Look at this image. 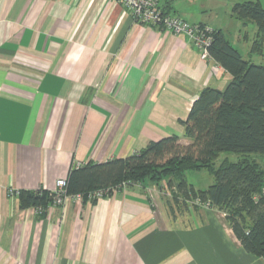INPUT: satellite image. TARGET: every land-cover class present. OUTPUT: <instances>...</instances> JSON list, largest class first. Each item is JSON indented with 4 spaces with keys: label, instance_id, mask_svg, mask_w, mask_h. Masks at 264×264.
<instances>
[{
    "label": "crops",
    "instance_id": "0c3cea01",
    "mask_svg": "<svg viewBox=\"0 0 264 264\" xmlns=\"http://www.w3.org/2000/svg\"><path fill=\"white\" fill-rule=\"evenodd\" d=\"M162 4L252 51L249 22L236 21L234 42L201 7ZM231 79L189 37L135 23L116 0H0V264H264L225 212L204 205L172 216L155 186L69 200L46 215L21 209L17 194L52 192L74 167L183 137L180 121L200 93Z\"/></svg>",
    "mask_w": 264,
    "mask_h": 264
},
{
    "label": "trees",
    "instance_id": "16d2710c",
    "mask_svg": "<svg viewBox=\"0 0 264 264\" xmlns=\"http://www.w3.org/2000/svg\"><path fill=\"white\" fill-rule=\"evenodd\" d=\"M231 12L245 26L248 22L255 24L252 52L262 54L264 7L257 0H247L235 3ZM208 51L232 79L224 90L208 87L200 93L187 119L180 121L184 136L152 141L123 159L74 167L66 179V194H82L86 202L96 191H103L105 198L132 186L168 188L175 204L186 205L184 210H198L192 204L197 200L225 212L245 250L264 258V169L251 158L264 156V65L245 59L221 30H213ZM223 152L245 158L238 162L224 160L217 167ZM203 170L214 177L215 183L197 189L187 180V173ZM53 197L51 191L42 189L18 192L21 209L41 207V215H46ZM168 211L175 216L172 204Z\"/></svg>",
    "mask_w": 264,
    "mask_h": 264
},
{
    "label": "built area",
    "instance_id": "2783aa9c",
    "mask_svg": "<svg viewBox=\"0 0 264 264\" xmlns=\"http://www.w3.org/2000/svg\"><path fill=\"white\" fill-rule=\"evenodd\" d=\"M117 3L128 9L135 23L145 26H155L165 31H169L175 35H185L191 39L193 44L199 49L200 56L203 60L211 59L208 48L213 42V30L210 27L201 24H192L183 18L167 13L163 10L164 0H116ZM67 180L60 179L57 181L52 205L50 209L62 207L67 201L73 200L78 204L84 202L82 194L68 195L66 194ZM17 191L8 190V195H15ZM18 194V193H17ZM104 198L103 191L92 192L88 195V199L101 200ZM199 203V202H198ZM201 206V203H199ZM205 206H210L206 204ZM37 215H41L44 211L41 207L34 208Z\"/></svg>",
    "mask_w": 264,
    "mask_h": 264
},
{
    "label": "rangeland",
    "instance_id": "374dc122",
    "mask_svg": "<svg viewBox=\"0 0 264 264\" xmlns=\"http://www.w3.org/2000/svg\"><path fill=\"white\" fill-rule=\"evenodd\" d=\"M247 0H177L178 4H181L182 7L187 8L188 10H191L193 8L201 7L204 11H202L200 14L203 16V19L205 22L216 26L219 28V26H226L225 30L228 32V34L233 38L234 42L236 40V32L234 31L236 24H238L236 21H240V19L236 18L232 15V6L237 2H242ZM256 1V0H255ZM261 3V5L264 7V0H257ZM184 2V3H183ZM191 8V9H190ZM195 20H198L197 17ZM192 21L195 23H198L200 21ZM255 28V24L253 22H249L246 26V31L248 32V37H253V31ZM236 49L241 51V54L244 56L245 59L251 61L252 63L264 65V47L262 54L259 53H253L251 51V47H247V44L244 42H241L240 44L236 43ZM244 155L233 153V152H223L220 154L219 158L216 161V166L219 167L221 163L224 160H229L231 162H238L242 160ZM249 158V157H248ZM253 159L256 160V162L260 165L262 169H264V156L263 155H252ZM187 180L189 183L194 184L197 188L200 189H206L210 185L215 183L214 177L207 171H199V172H189L187 173ZM155 193L160 195L162 198L164 204L166 207H169L170 204L174 206L175 213H179V210H184L185 207L182 203L175 204L173 202V192L172 190L168 188H156ZM180 202V200H179ZM199 201H193V206L200 207L201 205L198 203ZM179 205H182L179 207ZM211 207V206H210ZM172 211V210H171ZM174 216V215H173ZM226 217V213H225Z\"/></svg>",
    "mask_w": 264,
    "mask_h": 264
}]
</instances>
